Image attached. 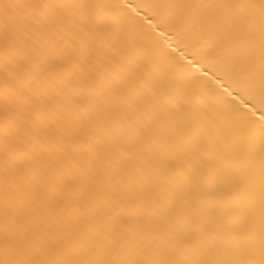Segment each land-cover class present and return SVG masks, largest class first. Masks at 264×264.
Masks as SVG:
<instances>
[{
    "label": "snow or ice",
    "instance_id": "1",
    "mask_svg": "<svg viewBox=\"0 0 264 264\" xmlns=\"http://www.w3.org/2000/svg\"><path fill=\"white\" fill-rule=\"evenodd\" d=\"M0 264H264V0H0Z\"/></svg>",
    "mask_w": 264,
    "mask_h": 264
}]
</instances>
